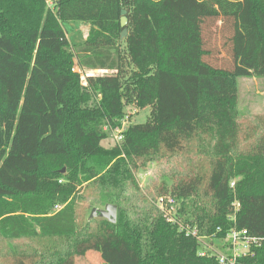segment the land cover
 I'll list each match as a JSON object with an SVG mask.
<instances>
[{
	"label": "trees",
	"instance_id": "16d2710c",
	"mask_svg": "<svg viewBox=\"0 0 264 264\" xmlns=\"http://www.w3.org/2000/svg\"><path fill=\"white\" fill-rule=\"evenodd\" d=\"M71 20L90 24L84 41L70 42ZM209 20L227 25L229 66L210 59ZM75 64L103 72L83 83ZM255 75L264 0H0V237L16 255L27 241L13 263L76 264L95 251L104 264H221L211 246L225 251L228 234L247 229L261 244L240 263L264 264V131L239 143L238 79ZM127 105L149 107L146 120L130 121ZM126 119L124 140L104 146ZM207 146L195 171L191 156ZM177 154L191 157L189 174L137 207L136 172ZM90 182L117 220L79 229ZM57 240L72 249L58 254Z\"/></svg>",
	"mask_w": 264,
	"mask_h": 264
},
{
	"label": "rangeland",
	"instance_id": "374dc122",
	"mask_svg": "<svg viewBox=\"0 0 264 264\" xmlns=\"http://www.w3.org/2000/svg\"><path fill=\"white\" fill-rule=\"evenodd\" d=\"M65 29L68 31V37L71 43H79L86 39L89 34L90 24L80 20H71L65 22ZM229 35L226 23L222 21L209 20L206 23L205 39L207 42V48L212 51L211 60H216L222 66H229V54L227 51V36ZM74 70H79L82 74V82H85L87 74H100V70H85L78 64H75ZM111 72V71H110ZM239 85V107L242 109L244 115L242 118V129L239 136V143L241 148H247L251 142H254L258 133L264 131V76H243L238 79ZM127 114L130 116L132 122H143L146 120L150 108H138L134 105H127L125 107ZM117 144L114 136L109 137L103 141V145L106 147H112ZM198 156L192 155V159L195 163V171L203 172L202 168H198L200 161L203 158L210 156L209 146L205 147L204 151L200 152ZM191 157L187 155H170L163 156L158 160L151 161L145 166L140 167L136 172V180L139 184V190L134 191V203L138 206H144L142 204V197L148 196L150 201L158 195V189L162 184L170 185L180 178H184L189 174V168L191 163ZM98 189L93 183H88L81 189L80 195L76 202V217L77 226L82 228L89 220L96 219L98 224L103 220V217L92 216L93 207L104 209L106 204L102 202H96L91 198L92 194ZM81 197V198H80ZM111 203V202H108ZM140 203V204H139ZM160 206V205H159ZM162 206V205H161ZM166 214L170 213V210L166 209L164 205L163 209ZM173 210V209H172ZM105 219V218H104ZM97 226V224H94ZM81 237V236H80ZM80 239V238H77ZM204 243L207 238H204ZM21 248L20 252L16 255L13 254L5 240L0 237V264H4L11 260L9 264H14L16 258L23 254V251L27 249L26 240H18L17 242ZM34 244V243H32ZM56 249L58 254L68 252L72 249L69 243L61 244L60 240L56 241ZM45 240L38 242V251L35 252L36 256H40V253L47 251ZM54 247V246H53ZM62 247V248H61ZM204 247V246H203ZM221 249V248H220ZM22 255L21 257H23ZM56 257L49 255L44 262ZM26 264H30V257H26ZM14 262V263H13ZM76 264H104L100 255L95 251H89L87 255L78 257Z\"/></svg>",
	"mask_w": 264,
	"mask_h": 264
},
{
	"label": "built area",
	"instance_id": "2783aa9c",
	"mask_svg": "<svg viewBox=\"0 0 264 264\" xmlns=\"http://www.w3.org/2000/svg\"><path fill=\"white\" fill-rule=\"evenodd\" d=\"M101 72H103L101 70ZM89 75V74H87ZM127 128V119L123 121L122 125L116 126L112 129L113 136L117 143H121L124 140V131ZM235 182H232L234 186ZM160 207L163 209L164 203L163 199L159 202ZM162 205V206H161ZM240 204L237 202L235 207L238 208ZM196 234V231H193ZM199 237L200 242L204 245L203 237ZM228 246L225 251L219 250L218 248L212 247L211 249L217 253L219 261L221 264H241L240 261L248 253L252 252V248L259 246L261 244V239L250 234L247 229H233L227 237ZM206 253V249H203L202 254Z\"/></svg>",
	"mask_w": 264,
	"mask_h": 264
},
{
	"label": "water",
	"instance_id": "95a60500",
	"mask_svg": "<svg viewBox=\"0 0 264 264\" xmlns=\"http://www.w3.org/2000/svg\"><path fill=\"white\" fill-rule=\"evenodd\" d=\"M123 16L121 17V25L124 27L122 31L121 38H125L128 34V29L126 27L128 18L126 16V10H122ZM65 169H63L64 171ZM117 213H118V206L114 203H107L104 209L93 207L92 209V216H101L103 218L108 219L111 222H116L117 220Z\"/></svg>",
	"mask_w": 264,
	"mask_h": 264
}]
</instances>
